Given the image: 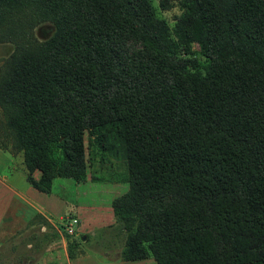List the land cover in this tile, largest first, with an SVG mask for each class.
<instances>
[{
    "label": "trees",
    "instance_id": "trees-1",
    "mask_svg": "<svg viewBox=\"0 0 264 264\" xmlns=\"http://www.w3.org/2000/svg\"><path fill=\"white\" fill-rule=\"evenodd\" d=\"M6 38L0 148L32 186L109 155L121 260L264 264V0H0Z\"/></svg>",
    "mask_w": 264,
    "mask_h": 264
},
{
    "label": "rangeland",
    "instance_id": "rangeland-1",
    "mask_svg": "<svg viewBox=\"0 0 264 264\" xmlns=\"http://www.w3.org/2000/svg\"><path fill=\"white\" fill-rule=\"evenodd\" d=\"M178 12L177 7L162 10V14L169 20L170 24L173 23L174 15ZM52 28L50 22L43 21L36 24L32 31L36 38L43 40L51 34ZM13 45V42L8 38L0 40V70L12 51ZM0 119H5L1 106ZM2 153L8 158H13L14 166L18 170L23 167L21 165V153H17L16 156L6 150H2ZM105 159L106 161L100 163L95 160L93 165H90L88 179L85 181H74L72 178L61 176L55 177L49 192L50 197L61 195L65 200L64 206H59L54 210L55 214H50L53 220H59L57 229L47 222L49 228L44 232L42 231L46 235L43 236V233L40 232V226L34 227L29 231L32 235L31 247H26L25 244L29 233L17 232L14 235V238H17L16 244L11 241V244L0 246V264H27L30 260H32L31 264H63L60 253L59 258H57L54 256L55 254L50 253L51 249L46 250L45 244L47 242L44 243V241L46 238L52 239L53 237L63 238L64 243H61V245L60 243L56 244L57 248L63 250L65 247L67 254H65V258L66 256L69 259L73 258L72 264H103L111 261L116 263L121 260V250L125 243L126 232L121 229L120 224L115 220L114 214V218L112 217L113 211L112 207L110 208V202L114 196L123 193L128 187L126 182L117 181L121 174H116V172L124 171L125 164L123 161L109 155ZM3 171L5 175H9L11 172L7 165L3 168ZM92 176H98L99 179L93 180ZM17 178L19 177L17 176ZM88 204L96 206L89 209L85 213L87 216L84 217L86 220H91V216H93L96 224H101V227L92 229L91 225L80 226V219L75 214L74 208L76 205ZM96 213L103 215L100 221H98ZM60 214L64 216L59 219ZM8 239L6 238V242ZM52 250L55 251V249ZM123 264H157V262L150 257L136 261L124 260Z\"/></svg>",
    "mask_w": 264,
    "mask_h": 264
},
{
    "label": "crops",
    "instance_id": "crops-1",
    "mask_svg": "<svg viewBox=\"0 0 264 264\" xmlns=\"http://www.w3.org/2000/svg\"><path fill=\"white\" fill-rule=\"evenodd\" d=\"M0 148V246L2 244H11V241L16 244V239L14 238L17 232L29 233L34 227L40 226L41 234L49 228L46 224L47 222L57 229L58 221L52 219L51 215L55 212L56 208L59 206H64L65 200L60 196L50 197L49 192H43L38 190L36 187L32 186L26 178V170L24 166L18 170L14 166L13 158L6 157ZM9 166L11 171L9 175H5L3 168ZM23 165V164H21ZM35 175H38V172H35ZM17 176L19 178H17ZM96 205H76L74 212L80 219V226H92V229L99 228L102 225L96 224L91 216V220H86L84 216H87L85 213L93 208ZM111 208V205H110ZM112 213V212H111ZM51 214V215H50ZM98 216V221L101 220L103 215L101 213H96ZM64 215L60 214L59 219ZM113 217V213H112ZM114 218V217H113ZM83 220H85L83 222ZM91 221V222H90ZM39 222V223H38ZM43 231V232H42ZM95 233V232H94ZM13 235L12 237H10ZM27 235V234H25ZM46 236L45 233L42 234ZM28 239L25 244L26 247L32 246V235L29 233ZM6 238H9L6 242ZM27 238V237H26ZM46 250H50L51 254L59 258V253L62 256L63 264H72V259H69L68 256L65 258L66 250L65 247L63 250H58V243H64L63 238L53 237L52 239H47L44 243ZM52 249H55L53 251ZM48 254V251H47ZM67 255V254H66ZM75 258V257H74ZM31 261H28L27 264H31ZM124 260H119L116 263L104 262L103 264H123ZM46 263V262H44ZM128 263V262H127Z\"/></svg>",
    "mask_w": 264,
    "mask_h": 264
},
{
    "label": "built area",
    "instance_id": "built-area-1",
    "mask_svg": "<svg viewBox=\"0 0 264 264\" xmlns=\"http://www.w3.org/2000/svg\"><path fill=\"white\" fill-rule=\"evenodd\" d=\"M70 231V230H69Z\"/></svg>",
    "mask_w": 264,
    "mask_h": 264
}]
</instances>
